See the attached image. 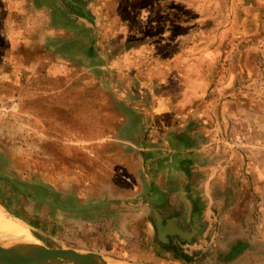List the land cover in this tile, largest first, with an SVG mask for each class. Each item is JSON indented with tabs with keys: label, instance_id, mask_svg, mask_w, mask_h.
Wrapping results in <instances>:
<instances>
[{
	"label": "rangeland",
	"instance_id": "rangeland-1",
	"mask_svg": "<svg viewBox=\"0 0 264 264\" xmlns=\"http://www.w3.org/2000/svg\"><path fill=\"white\" fill-rule=\"evenodd\" d=\"M24 1H28V6ZM30 1L0 0V42L16 45L20 29L21 37L36 31L23 15L36 12ZM231 1L104 2L117 20L111 28L120 26L130 31L149 27L153 31L156 37L149 47L155 53H151L154 58H145L147 63L169 61V54L165 57L163 53L170 44L177 47L183 40L196 49L211 47L201 63L197 55L182 66V62L174 61L173 87L169 86V70L167 75L161 70L149 72L142 68L141 74H136L137 80L151 81L159 94L173 91L177 95L175 92L181 91L177 79L182 81L183 74L195 67L197 71L189 81L193 86L186 92L192 98L190 107L194 108L192 112L188 110L192 115L181 123L183 126L189 119L187 133L169 134L167 140L166 135H158L163 148L169 149V143H173L172 152L169 156L153 154L155 158L142 167L141 173L137 155L133 161L121 147L107 145L102 149L92 144L90 151L96 154V165L87 174L90 182L85 184L82 175L75 178L79 186L73 193L67 179L73 178L66 169L67 157L82 164L77 153L79 147L87 145L82 137L92 140V127L85 123L86 116L96 125L93 131L98 127L101 131L114 130L118 120L113 104L107 97L104 104H75L77 111L69 110L76 116L72 125L58 124V118H44L50 126L47 130L60 125L66 131L58 132L60 149L53 151L51 145L46 159L38 158L37 151L32 154L28 148L34 145V137L41 135L39 130L43 128L37 126L43 124L32 126L26 120L17 128L4 131L6 136L0 140V173L14 179L28 195L64 207L101 199L114 203L68 213L33 201L9 181L0 179L1 210L21 222L48 250L66 256L96 253L109 264H264V0H234L242 18L229 27L226 8L231 7ZM232 5L233 8L235 3ZM103 14L109 15L106 10ZM227 24L229 28L221 32V37H215L216 29ZM188 29L187 38L183 33ZM196 63H200L198 68ZM129 77L134 79L133 74L121 76L123 80ZM122 84L127 87L126 81ZM144 89L141 86V92L146 94ZM104 95L101 92L100 97ZM33 106L37 108L38 104L34 102ZM63 107L68 108L62 104L59 108ZM151 120L142 116V128L149 129ZM165 123V119L158 121L159 130ZM20 127L35 136L29 138L26 133L22 138L17 134L18 139H11ZM99 136L96 132L94 139ZM125 137L133 140L132 135ZM148 140L156 138L149 135ZM169 157L174 171L171 180ZM98 161L105 166H99ZM169 191L177 196L167 197ZM170 210L176 223L157 230L154 223L159 217L164 219ZM58 259L71 262L64 256Z\"/></svg>",
	"mask_w": 264,
	"mask_h": 264
},
{
	"label": "crops",
	"instance_id": "crops-1",
	"mask_svg": "<svg viewBox=\"0 0 264 264\" xmlns=\"http://www.w3.org/2000/svg\"><path fill=\"white\" fill-rule=\"evenodd\" d=\"M106 1L108 0H31L32 7H35L32 8V11L35 9L36 12L27 11L23 15L28 17L27 21L31 24V29H36V31L31 35L21 37L23 33L20 29L21 33L18 34L20 38L16 45H5L7 41L4 44L0 42V140L6 134L4 131L10 127L13 130L26 120L32 126L41 123L45 127L37 126L38 129L43 128L39 130L42 133L39 132L41 135L38 137H34L35 135L25 132L20 127V131H17L11 139H18L17 134L23 138L27 133L29 138H35L32 142L34 145L28 147L32 154L37 151L38 158L46 159L50 155L49 147L51 145L60 146L59 133L66 131L60 125L52 126L51 130H47L50 126L45 123L44 118H58L61 122L58 124L64 125V122H69L72 125L73 118L76 119V116L70 113L77 111L75 104L79 106L91 102L104 104L106 97L107 101L113 104L116 120H118L115 121L117 125L114 130L101 131V128L98 127L93 131L96 125L86 116L85 123L87 122L92 127L90 129L92 140L82 137V140L87 143L86 146L79 147L81 152H77L82 158V164L77 165L72 156L67 157L66 169L69 171L68 175L73 176V178L67 179L71 183L73 193L78 190L79 186L75 184V178L79 179L82 175L86 178L85 184L90 182V177L87 174H91L92 168L96 165L94 161L96 154L94 151H90L92 144H97L96 146L102 149H106L107 145L121 147L125 154L132 156L133 161L137 155L140 168L138 173L143 172L142 167L150 164L151 160L155 158L152 156L153 154L170 155L173 143H169L171 146L169 149L163 148V141L159 140L158 135H166L165 140H167L169 134L187 133L189 119L183 126L181 123H183L182 119L185 120L192 115L190 112L188 113V110L192 112L194 108V106L190 107L192 98L188 97L186 92L190 90V86H193L189 81L197 70L195 67L191 68L187 71V75L183 74L182 81L177 79L178 86L181 88V91L175 92L177 95L173 91L169 92V95L159 94L151 81L137 80L136 74L139 72L141 74L142 68H146L149 72L161 70L166 74L168 73L166 70H169V86L173 87L175 74L171 65H174L175 60L182 62V66L191 62L189 59L197 55V60L201 63L202 57L206 58V54H209L211 50V47L206 46L196 49L187 40H183L177 47L170 44L169 49L163 53L165 57L169 54V61L165 60V63L159 65L147 63L145 58H149V60L154 58L151 54L154 49L149 47L152 44V42L150 43L151 39L156 37L153 31H150L149 27L142 30L130 29V31H126L120 26L113 29V23L117 20L113 18V14H110L111 10L106 8L107 5L104 3ZM27 2L24 1L25 6ZM232 3H235L233 8ZM226 9L228 17L226 23L230 26L227 24L223 29L221 27L216 29L215 37L217 38L221 37L223 30L228 29L231 25H236L235 23L242 18L238 12L236 1L232 0L231 7ZM104 10L109 15L105 16ZM120 24L118 22V25ZM189 34L188 29L183 33V36L188 38ZM159 36L161 37L162 34L160 33ZM141 38L145 41H141ZM184 69L188 68L184 66ZM125 74H133L134 79L129 77L123 80L121 76ZM145 77L149 78V75H145ZM123 81H126V88L122 84ZM141 86L145 88L146 94L141 92ZM101 92L106 94L102 98L100 97ZM34 102L38 104V109L33 106ZM61 104L68 108H59ZM70 109L72 111L69 112ZM144 115L152 118L149 129L142 128L141 118ZM163 119L166 120V125L159 130L158 121ZM54 122L56 123V121ZM29 130L33 131L31 128ZM73 132L76 133V131ZM96 132L100 133V136L95 140ZM125 135H132L133 140H128ZM144 135L148 137L143 138ZM149 135H153V139L156 138V141L150 142ZM100 139L102 140L100 141ZM74 146L77 145L74 144ZM171 159L169 157V180L173 177L174 172L171 168ZM6 161L4 158L5 166H7ZM165 163L167 166L168 163ZM98 165L105 166L103 162H99ZM60 176L63 177L61 174ZM172 193L169 191L167 197H173ZM103 201L109 200L101 199L89 203ZM111 204L113 203H105L82 211L65 212H84ZM171 210L165 214L164 219L159 217V221L154 223L157 230H163L165 226L171 228V225L176 223Z\"/></svg>",
	"mask_w": 264,
	"mask_h": 264
},
{
	"label": "water",
	"instance_id": "water-1",
	"mask_svg": "<svg viewBox=\"0 0 264 264\" xmlns=\"http://www.w3.org/2000/svg\"><path fill=\"white\" fill-rule=\"evenodd\" d=\"M0 179H4L9 181L12 185H14L20 193H22L25 197L29 199L58 208L63 211H82L86 209H90L95 206H99L105 203H114L113 201H103V202H95L84 204L78 207H64L62 205L56 204L54 202H50L41 198L33 197L28 195L17 183L14 179L7 176L4 173H0ZM13 217V216H12ZM33 237H35L33 235ZM42 245V244H41ZM46 256H39L32 253L29 250L22 249L13 245H3L0 244V264H109L101 255L96 253H87V254H73L72 256H66L62 253H57L51 250H48L45 246L42 245ZM59 256H64L71 259V262L65 263L58 259Z\"/></svg>",
	"mask_w": 264,
	"mask_h": 264
},
{
	"label": "bare ground",
	"instance_id": "bare-ground-1",
	"mask_svg": "<svg viewBox=\"0 0 264 264\" xmlns=\"http://www.w3.org/2000/svg\"><path fill=\"white\" fill-rule=\"evenodd\" d=\"M0 244L13 245L29 250L39 256H46L47 254L39 240L36 237H33L23 224L9 216L6 212L1 210V208Z\"/></svg>",
	"mask_w": 264,
	"mask_h": 264
},
{
	"label": "trees",
	"instance_id": "trees-1",
	"mask_svg": "<svg viewBox=\"0 0 264 264\" xmlns=\"http://www.w3.org/2000/svg\"><path fill=\"white\" fill-rule=\"evenodd\" d=\"M144 41H145V40H144ZM3 42H4V41H3ZM3 44H4V43H3ZM137 44L139 45V43H137ZM57 149H59L57 146H54V147H53V151H54V150L56 151Z\"/></svg>",
	"mask_w": 264,
	"mask_h": 264
}]
</instances>
